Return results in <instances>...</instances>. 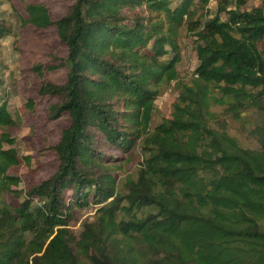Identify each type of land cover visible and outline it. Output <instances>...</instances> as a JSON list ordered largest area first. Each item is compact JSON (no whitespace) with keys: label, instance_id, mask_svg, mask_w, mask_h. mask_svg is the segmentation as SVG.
Here are the masks:
<instances>
[{"label":"trees","instance_id":"1","mask_svg":"<svg viewBox=\"0 0 264 264\" xmlns=\"http://www.w3.org/2000/svg\"><path fill=\"white\" fill-rule=\"evenodd\" d=\"M244 2L75 0L59 19L22 2L20 27H54L66 48L31 71L35 96L55 99L47 119L69 124L48 148L56 171L20 187L10 148L20 120L0 93V264H264V6ZM181 29L197 60L188 82H178ZM10 33L0 21V39ZM60 67L64 83L44 80ZM173 81L170 117L152 127ZM250 111L257 149L227 132L226 117ZM76 209L94 210L78 233Z\"/></svg>","mask_w":264,"mask_h":264},{"label":"rangeland","instance_id":"2","mask_svg":"<svg viewBox=\"0 0 264 264\" xmlns=\"http://www.w3.org/2000/svg\"><path fill=\"white\" fill-rule=\"evenodd\" d=\"M242 10L264 6V0H244ZM22 2L45 3L54 19L64 16L75 0H0V21L9 26L11 35L0 39V93L7 98L8 112L18 117L20 125L10 130L15 139L10 147L18 156L20 164L12 171L21 179L20 187L37 184L50 177L57 168L56 158L48 152L60 138L62 129L69 124L67 118L56 121L47 119V107L55 102L54 98L36 97L35 91L40 81L31 71L34 63L43 66L59 64V59L66 58L67 51L59 43L54 27L38 30L33 27H20V17H25ZM123 14L125 8L120 10ZM177 43L181 59L177 64L178 82H188L197 65L196 55L192 47V38L187 30L181 29L177 34ZM67 70L60 67L45 72L44 80L54 84H62L66 80ZM178 82L165 85L154 101L152 127L163 119L169 118L171 106L177 97ZM33 99V107L26 106ZM31 104V103H30ZM211 111L222 112L220 106H212ZM260 114L250 111L240 119L226 117L227 132L237 140L241 147L257 149L256 141L248 136L250 129L259 121ZM132 164L129 173L134 170ZM103 169L106 167L101 166ZM9 202L15 200L8 198ZM93 209H76L70 223L74 232L80 231L82 222L92 219Z\"/></svg>","mask_w":264,"mask_h":264},{"label":"built area","instance_id":"3","mask_svg":"<svg viewBox=\"0 0 264 264\" xmlns=\"http://www.w3.org/2000/svg\"><path fill=\"white\" fill-rule=\"evenodd\" d=\"M219 1L220 0H206V9L209 11L214 10L217 7Z\"/></svg>","mask_w":264,"mask_h":264}]
</instances>
